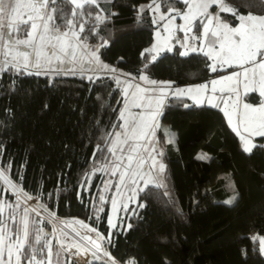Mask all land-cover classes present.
<instances>
[{"label":"trees","instance_id":"trees-1","mask_svg":"<svg viewBox=\"0 0 264 264\" xmlns=\"http://www.w3.org/2000/svg\"><path fill=\"white\" fill-rule=\"evenodd\" d=\"M150 1L98 0V7L90 9L93 17L85 12L78 18L85 23L81 35L98 46L107 41L99 49L100 57L133 75L145 71L157 80L189 84L219 73L207 66L210 60L202 52L182 57L178 46L155 61L151 53L141 56L153 40ZM159 1L167 10L169 6ZM225 2L238 13L264 14V5ZM72 7L65 5L69 15ZM97 13L103 22L95 20ZM221 16L238 22L230 12ZM99 76L93 82L79 73L15 77L4 73L0 79V164L58 215L88 219L108 234L113 185L103 197L102 183L110 174L102 173L101 167L110 158L107 149L112 136L107 144L101 137L117 129L112 125L120 123L123 94L111 75ZM247 98L260 101L257 92ZM184 103L193 104L186 96L182 100L170 97L162 111L166 127L158 130V138L165 164L163 186L149 184L138 193L139 207L127 214L122 226L111 230L108 248L121 263L133 258L136 264H264L259 245L251 239L264 235V138L257 137V147L245 153L220 108L185 109ZM169 134L174 143H168ZM199 154L211 159L199 160ZM237 193L234 206L224 205ZM43 207L47 209L44 218L49 220L52 212ZM81 257L94 259L90 251ZM101 258L110 264L107 257Z\"/></svg>","mask_w":264,"mask_h":264},{"label":"snow or ice","instance_id":"snow-or-ice-1","mask_svg":"<svg viewBox=\"0 0 264 264\" xmlns=\"http://www.w3.org/2000/svg\"><path fill=\"white\" fill-rule=\"evenodd\" d=\"M167 4V15L162 14L160 20L174 21L177 17L185 21L180 28L185 31V43L182 45L185 50L180 52L182 57H188L190 52H202L212 64L207 65L213 72L217 71V64L220 66H239L242 71L233 72L231 75L224 76L218 80H211L212 85L210 92L214 95L217 93V85H224L219 91L221 94L227 92L229 95L222 99L223 107L220 104L213 103L212 98L205 99V93L209 91L208 84H201L195 87L172 88L171 81H157L149 79L147 75L141 74L139 79L146 82L151 87H141L140 84L135 85V91H129L133 87L131 82H126V86L122 89L124 108L120 110L118 121L123 123L113 124L112 128L123 129V132L116 131L112 146L107 151L111 156L115 157L120 163L115 164L112 175L119 173V183L116 185L117 191L123 184L125 187L138 186V176L140 180H144L145 188L149 184L154 187L163 186L165 179L163 173L165 165L159 163L157 169V157L163 155V151H157V145L152 142L153 128L158 127V117L162 115V110L166 106L165 98L171 93V97L176 100H182L185 96L193 101V104L184 103L185 109L193 106H209L212 108H220L227 118L228 124L232 130L240 138L242 142V150L251 154L253 149L257 147L252 142V137L264 138V99H261L257 105L250 103L240 104V86L243 84L245 93L248 91H256L258 89L259 96L264 98V15L247 16L239 15L238 12L228 9L225 0H163ZM183 3L186 11L181 12L172 5ZM249 7L255 5H264V0H245ZM6 0H0V79L4 73L9 72L15 76L26 75H61L62 73L77 74L76 65L79 64V74L83 77L86 71L95 69V64L100 71L115 73L117 70L111 68L107 64L100 61L99 49L107 46V41L95 47L93 50L86 41L88 36H82L85 32V23L79 21L78 18L93 17L90 10L92 5L98 7V0H9L10 11L17 14V19H9L7 23L4 21L3 12ZM73 5L71 14L66 11L65 5ZM85 5L88 9H85ZM155 5V7H153ZM216 5L218 10L213 14L208 10ZM161 4L157 0H152V4L148 6L151 11H159ZM19 10V11H18ZM144 9H139L143 12ZM224 11H232V15L240 20L236 27L230 26L229 23L221 17L220 13ZM173 13H175L173 15ZM115 15V13H113ZM97 22H103V18L99 13L95 14ZM139 20V16H138ZM59 21V23H57ZM198 21V23H197ZM86 22V21H85ZM155 25L157 21L153 19ZM165 31H169L167 24L164 25ZM195 33L192 37L195 41H202L209 35L215 38L213 44L209 46V50L205 51L203 45L199 48L191 46L187 43V34ZM92 35L96 34V28H90ZM159 30L156 36L160 37ZM23 36L24 38H19ZM218 45V47H217ZM166 46V45H165ZM157 44H153L150 49H145L141 56L146 53L157 51ZM163 50V49H159ZM167 51H172L170 47ZM259 57V60H257ZM152 61L157 59L156 56L151 57ZM148 66L145 65V68ZM100 76H88L90 81L99 80ZM117 86L121 84L119 77H113ZM242 78V79H241ZM226 82V83H225ZM17 81L12 80V91H16ZM235 97V99H234ZM231 103L232 111H229ZM131 108L139 109L138 112L132 113ZM128 112L126 118L125 113ZM234 114L238 119L234 120ZM113 136L112 132H107L101 138L105 144L108 138ZM121 136L124 139L121 141ZM132 141V143H130ZM168 143H174L169 138ZM117 145L119 146L117 148ZM151 145V151L148 147ZM127 146V147H125ZM148 151L145 156L140 149ZM98 151H102L97 145ZM155 153V155H153ZM95 153L93 157L95 158ZM199 160H209L207 154H199ZM149 161H151L149 163ZM121 166L123 170L121 171ZM8 168H11L9 164ZM153 172L155 175L153 176ZM145 175L148 179H144ZM21 183H22V177ZM128 183L125 184V180ZM0 180L16 189L3 171H0ZM145 188H140L141 192ZM19 191V190H18ZM24 195L28 199H32L27 193ZM136 195V188L132 187V197ZM146 195H151L147 193ZM238 199V193L231 198L226 199L223 203L232 207ZM19 200V196H17ZM103 200V197H101ZM113 208H116V201L113 199ZM144 205L141 204L140 207ZM16 207H19L17 203ZM127 210V205L124 206ZM47 210V209H45ZM28 209L24 210L22 221L14 228H9L6 221L2 218L3 208L0 207V264H64V257H79L82 253L91 252V256L95 260H100L98 253L103 252V256L108 258L110 264H121L120 261L113 258L110 253L103 249L99 240L104 237L96 233L97 239H93L89 235H81L79 231L72 230L71 234L64 228L58 227L59 224L67 225V221H58L54 213L50 214L48 223L52 225L50 232H45L42 228H36V234L33 236L30 231ZM38 214V213H37ZM33 224L36 221L32 222ZM74 223L86 227L80 221ZM109 225L115 228L116 225L109 218ZM131 227V224L128 225ZM89 232H95V229L89 228ZM51 237V239H46ZM79 237V239H76ZM252 241L259 245L258 252L264 255V237L252 236ZM55 240V244H53ZM108 243L112 244L111 237ZM88 245L91 247L89 248ZM75 249L76 251H72ZM79 264V261H77ZM87 264H92L91 260ZM107 264V262H106ZM127 264H136L134 260L127 261Z\"/></svg>","mask_w":264,"mask_h":264},{"label":"rangeland","instance_id":"rangeland-1","mask_svg":"<svg viewBox=\"0 0 264 264\" xmlns=\"http://www.w3.org/2000/svg\"><path fill=\"white\" fill-rule=\"evenodd\" d=\"M21 2H22V0H21ZM157 2L160 3L159 0H157ZM225 3L227 5L228 9L235 11V9L232 6H230L227 2H225ZM150 4H152V1H150L149 5ZM153 7H155V5H153ZM173 7L179 9L181 12H184L187 10L185 5L183 7H178V6H173ZM217 10H218V7L216 5H213V7L210 8L208 11L215 14V12ZM232 11H227V12L232 13ZM167 12H168V9L164 10L162 7H160L159 11H155V12L151 11L152 21H153V19H155L157 21V23L154 25L153 40L150 43V45L147 46L146 49H150L153 44H157V48H158L157 51L151 52L152 56L158 57L161 53L167 51L168 47H170L173 50L176 46H178L180 49V52L185 50V48L182 46L185 43V39H186L185 31H182L180 28L181 25L185 24V21L180 17H177L174 21H171L170 23H169L168 19L160 20V16L162 14L167 15ZM249 13H251L252 15H264V14H256L253 12L239 13V15L247 16ZM174 14L175 13H173V15ZM220 15H221V13H220ZM3 17H4L5 23H7L9 19L15 20L18 18L16 13H12L10 11L9 0H6V4L4 7V12H3ZM225 21L227 23H229L230 26H232V27H236L240 23L239 19H238V22L236 24H233L226 19H225ZM197 23H198V21H197ZM165 24H167L169 31H165V28H164ZM157 30H159L161 33L160 37L156 36ZM194 34H196L195 29H193V32L187 34V43L189 45L195 46L197 48H199L202 44L205 51H208L209 46L211 44H213L215 41V38L212 37L211 35H209L206 39H203L202 41H195L192 39ZM19 38H24V37L21 36ZM86 43H88L89 46L93 48V50L95 49V47L98 46L97 44L90 43L88 40L86 41ZM217 47H218V45H217ZM159 49H163V50H159ZM99 57H100V55H99ZM257 60H259V57H257ZM100 61L103 64H107L111 68L116 69L117 71L115 73H111V72H107V71H100L96 67V65L93 64L92 68L95 69V71H92V70L86 71L85 74L87 77L93 76L95 78V76H99L102 74H109L112 77H119V79L121 80V84L119 85L121 87V89H123L126 86V82H129V81L131 82L133 87L129 89L130 92L135 91V85L136 84H140L141 87H151L149 84H147L146 82L141 81L139 79V76L141 74L147 75L149 77V79H154V78H151L145 71H142L139 75H133V74L126 72L124 70H118L113 64L104 61L101 57H100ZM212 63H213V61L210 60V64H212ZM76 67H77V73H79V64H77ZM217 70L220 72L215 74L209 80H206V81H203L200 83L174 84V82L172 80H169V79H161V80L154 79V80L171 81L172 82V88H174V89L175 88L195 87V86H198L201 84H208L209 91L207 93H205V99L207 100L208 98H212L213 103L220 104V106L222 108L223 107L222 99L226 98L229 94L227 92H224L223 94H221L219 89L221 87H224V85H217L216 87H217L218 91H217V93H215L213 95L210 92V89L212 87V85L210 84V81L221 79L224 76L231 75L233 72L242 71V69L236 65H233L230 67L228 65L220 66L219 64H217ZM65 74H68V73H65ZM251 92H257L259 94L258 89L256 91H248L247 93H245V90L243 88V84H241V86H240V104H241V106L243 103H250V104H253L254 106L259 103V102H252L251 100H249L247 98V96ZM170 97H171V93H169V96L165 98L164 103H166ZM234 99H235V97H234ZM261 99H264V98L260 97V100ZM189 100H190V103H193V101L191 99H189ZM231 103L232 102L230 101L229 111H232ZM122 108H124V100L122 101V105H121L120 110ZM129 108H130V111L132 113H136L139 111V109L131 108L130 105H129ZM125 116H126V118L128 117L127 111L125 113ZM236 119H238V116H236L234 114V120H236ZM120 123H123V121H120ZM158 125H159L158 127H154L152 130L154 133V135L152 136V142L157 145V151H161L159 138H158V130L163 127L161 116L158 117ZM164 127H166V126H164ZM116 131L123 132V129L117 128L116 130H114L113 136L111 137L110 146H112V140L114 139ZM169 138L173 139V136L169 134L167 137V140H169ZM256 138L257 137L251 138L252 142L254 144H256V142H257ZM123 139H124V136H121V141ZM130 143H132V141H130ZM118 147L119 146L117 145V148ZM125 147H127V146H125ZM140 151H141V153H143V155L147 156L148 151H151V145H149L148 151H145L143 148H141ZM153 155H155V153H153ZM157 160H158V163H157V169H158L159 163L164 164V162H163L161 156L157 157ZM150 162L151 161H149V163ZM117 163H120V161L116 160V158L111 156V154H110L109 160L106 161V164H104L101 167L102 173L103 172L107 173V171H108V173L110 174V175L107 174V177H105V179L102 183L101 189H102L103 197L107 196V194L109 193V191L111 189V186L113 185V193H112V198L110 201V211H109V216H108V222H109V218H111L112 222L116 225L115 228H119L120 226H122V224L124 223V219L127 218V214H131L135 209H137V207H139V201H138V193L140 192L139 189L145 187L144 180H140V178L138 176L136 178L139 182L138 186L125 187L122 184L120 186L119 191H117L116 185L119 183V173H117V175H115V176L112 175V172L115 168V164H117ZM122 170H123V166H121V171ZM0 171H3L5 176H7V177L9 176L6 169L1 164H0ZM154 175H155V173L153 172V176ZM144 179L145 180L148 179V176L145 175ZM9 180L17 186L16 189L11 188L9 184L4 183L2 180H0V193H1V195H0V207L3 208L2 218L6 221L8 227L14 228L17 224H19L23 219L24 210L27 208L29 210L28 211V219H29L30 231L32 232L33 236L36 234V232H35L36 228H42V229H44L45 232H50L52 229V225L49 224L48 220L44 218L45 210H44L43 206L46 204L44 202H42V200L39 199L37 196L31 195V194L27 193L26 190H23L22 187L11 177L9 178ZM127 183H128V180L126 179L125 184H127ZM132 187L136 188V195H135L134 199H130V197H132ZM24 193H27L28 196L32 197V199H28L24 195ZM17 196H19V200H17ZM113 199L116 201L115 210L113 208V203H112ZM17 203H19L18 208L16 207ZM125 205H127V210H125V208H124ZM58 219L60 221L69 222L67 225L58 224V227L64 228L65 231H68L69 233H71L73 235H74V233L72 232L73 229H75L76 231H79L81 235H89L93 239H97L96 233H99L101 236L104 237L103 240H99V243L101 244L102 248L106 249L110 253V255L114 258V256L111 254V252L108 248V245H109L108 238L111 237V230L114 229V228L110 227V225H109L110 232L108 234H104L98 227H96V225H94L91 222H88L87 220H85L84 218H81V217H68V218H66V217H59L58 216ZM33 221H36V223L33 224L32 223ZM75 221L82 222V224L86 225V227H81L80 224L74 223ZM89 228L95 229V232H89L88 231ZM258 236L264 237V235H258ZM46 239H51V237H46ZM76 239H79V237H76ZM53 244H55V240H53ZM88 247L90 248L91 246L88 245ZM74 250L75 249H73L72 251H74ZM100 254L103 256V252H100ZM73 258L76 259L77 261H79V264H82L80 262V260H78L76 257H73ZM73 258L72 257L70 258L68 255H65L64 263L67 262L68 264H77V262L74 261ZM129 260H132V259H129ZM129 260H127V261H129ZM88 261L89 260L84 261L83 264H87ZM127 261L124 263H121V264H127ZM91 262L92 263H95V262L104 263L102 258L100 260L91 259ZM104 264H106V263H104Z\"/></svg>","mask_w":264,"mask_h":264},{"label":"built area","instance_id":"built-area-1","mask_svg":"<svg viewBox=\"0 0 264 264\" xmlns=\"http://www.w3.org/2000/svg\"><path fill=\"white\" fill-rule=\"evenodd\" d=\"M9 176H10V175H9ZM9 176H8V177H9ZM10 177H11V176H10ZM10 177H9V178H10ZM9 178H8V179H9ZM11 178H12V177H11ZM12 179H13V178H12ZM18 184H19V183H18ZM19 185H20V184H19ZM20 186H21V185H20ZM21 187H22V186H21ZM22 189L25 190L23 187H22ZM26 191H27V190H26ZM27 193H29V194H31V195H34V194H32V193H30V192H28V191H27ZM34 196H36V195H34ZM37 197H38V196H37ZM38 198H39V197H38ZM39 199H40V198H39ZM42 202H43V201H42ZM43 205H44V204H43ZM44 206L47 207L46 205H44ZM47 208H48L52 213H54L56 216H59V217H66V218H68V217H78V216H60V215H58L56 212H54L52 209H50L49 207H47ZM45 219H46V218H45ZM47 220H48V219H47ZM85 220H87V221L89 222L88 219H85ZM48 221H49V220H48ZM96 227H97V226H96ZM72 258H73V257H72ZM73 260L77 262L76 259L73 258ZM132 260H133V258H132ZM82 264H83V263H82Z\"/></svg>","mask_w":264,"mask_h":264},{"label":"bare ground","instance_id":"bare-ground-1","mask_svg":"<svg viewBox=\"0 0 264 264\" xmlns=\"http://www.w3.org/2000/svg\"><path fill=\"white\" fill-rule=\"evenodd\" d=\"M78 260H80V262L81 263H84V260H83V258L81 257V256H79V257H76Z\"/></svg>","mask_w":264,"mask_h":264},{"label":"crops","instance_id":"crops-1","mask_svg":"<svg viewBox=\"0 0 264 264\" xmlns=\"http://www.w3.org/2000/svg\"><path fill=\"white\" fill-rule=\"evenodd\" d=\"M64 264H68V263L66 262V263H64Z\"/></svg>","mask_w":264,"mask_h":264}]
</instances>
